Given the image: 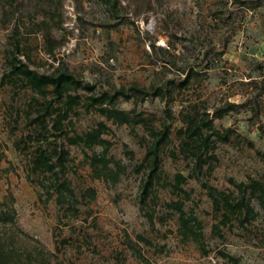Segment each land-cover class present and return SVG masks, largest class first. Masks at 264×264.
I'll return each mask as SVG.
<instances>
[{"label":"rangeland","instance_id":"obj_1","mask_svg":"<svg viewBox=\"0 0 264 264\" xmlns=\"http://www.w3.org/2000/svg\"><path fill=\"white\" fill-rule=\"evenodd\" d=\"M12 56L41 74L72 73L81 85L70 89L79 103L66 134L101 122L106 148L49 129L44 146L67 154L54 172L32 171L31 119L43 96L6 75ZM226 100L236 106L212 127L229 128V138L212 137L195 162L194 145L178 133L183 117L210 115ZM162 124L170 133L159 167L167 180L187 176V197L165 183L142 201L143 157ZM108 170L117 179H106ZM253 182L264 188V0H0V240L50 264H231L225 255L264 264V193ZM224 194L253 208L245 225L230 213L220 223ZM177 198L184 217L200 222L201 241L182 237L180 214L166 205Z\"/></svg>","mask_w":264,"mask_h":264},{"label":"trees","instance_id":"obj_2","mask_svg":"<svg viewBox=\"0 0 264 264\" xmlns=\"http://www.w3.org/2000/svg\"><path fill=\"white\" fill-rule=\"evenodd\" d=\"M190 68L191 67L183 69L184 77L181 80L182 84L189 80L192 73V69ZM6 75L16 78L24 85L33 89L36 93L43 96V101L40 103L39 110L31 119L33 123L36 122V126L38 127L36 135H39V140H37L39 144L36 148V154L30 163V169L32 171L54 172L56 168L55 158L60 160L67 154L66 150L56 146H52L51 148L44 146L43 139H46V137L43 135L44 132L49 129L56 135H65L66 141L70 144L90 146L94 143L101 145L108 143L106 139L101 137V131L104 128V124L101 122L98 126L84 134H66L65 125L71 123V113L74 111L75 105L79 103V96L77 94H71L70 89L73 86L81 85L72 73L64 69H59L51 74H41L30 68L22 59L17 56H12L8 60ZM84 86L87 89L91 87L89 84H84ZM136 91L140 90L136 89ZM48 93H50V96L46 97ZM120 93H124L123 90L117 89L116 94ZM89 97L93 102L97 100L93 95ZM235 106V102L226 100L221 106L214 108L210 115L208 114L209 112H205V115L202 116L197 110L193 113L189 112L184 115L182 125L178 128V133L186 146L194 145L193 159L195 162L205 161L201 155L204 153V148H208L209 143L212 141V137L219 140H227L229 138V128H226L224 131L213 128L212 119L222 117ZM100 111L107 116L116 115L115 117H118L120 121H128V118L122 111L113 108H111L110 112H107L105 108H101ZM169 133L170 130L167 124H162L161 128L153 129L151 132L152 138L145 150L142 162L145 165V173H143L139 183L142 201L147 198L157 197L155 188L165 183L168 184L172 192L187 197V193L182 187L187 176L177 171L173 174L171 180H167L159 167V151L162 142L165 139L167 140ZM104 148H106L105 145ZM139 166H142V164H139ZM117 176L118 173L115 170H108L105 174L106 179L110 177L112 180H115ZM236 187L239 191L243 192L245 184L243 182H238L236 183ZM251 187L252 190L260 189L262 193H264V188H261L257 182H253ZM212 197L214 207L218 208L220 200L213 195ZM221 203L226 207L220 220L222 224L226 223L228 220V213L234 215L242 225H245L253 216V208L244 201L243 197L231 198L229 194H224L221 197ZM166 205L180 214L179 228L181 229L182 237L186 239L190 238L196 242L201 241L203 237L201 224L194 216L184 217L182 209L183 201L177 198L169 200ZM225 256L231 264H238V261L233 256ZM35 263L50 264V261L48 257L41 253H34L24 246L15 245L11 239L0 240V264Z\"/></svg>","mask_w":264,"mask_h":264}]
</instances>
